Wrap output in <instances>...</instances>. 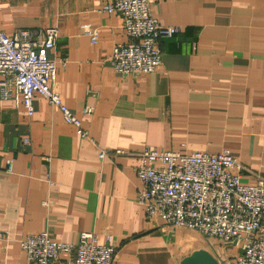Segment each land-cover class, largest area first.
<instances>
[{
  "label": "crops",
  "instance_id": "1",
  "mask_svg": "<svg viewBox=\"0 0 264 264\" xmlns=\"http://www.w3.org/2000/svg\"><path fill=\"white\" fill-rule=\"evenodd\" d=\"M111 1L0 0L7 34L26 29L40 44L57 29L47 50L52 88L88 134L39 94L30 116L20 101L0 98V264H27L20 240L44 230L70 243L82 231L100 243L109 234L112 264H177L205 249L203 236L148 218L139 204L134 154L145 146L228 150L245 168L243 183L264 178V0H150L159 24L177 30L158 42L161 64L140 76L113 71V47L130 38L118 13L101 10ZM86 24L98 30L95 43ZM217 248L232 261L240 252Z\"/></svg>",
  "mask_w": 264,
  "mask_h": 264
},
{
  "label": "built area",
  "instance_id": "2",
  "mask_svg": "<svg viewBox=\"0 0 264 264\" xmlns=\"http://www.w3.org/2000/svg\"><path fill=\"white\" fill-rule=\"evenodd\" d=\"M101 10L118 13L130 38L113 47V71L121 76L154 72L161 64L159 40L172 36L177 28L159 24L152 15L150 0H112ZM84 27L90 42L95 43L98 30L88 24ZM57 35L55 27L47 28L38 44L29 39V30L20 29L9 35L0 22V98L20 101L30 116L34 112L33 98L39 94L59 109L64 121L74 125L79 136L87 137L80 119L52 88L57 69L47 50L54 46ZM61 63L64 65L65 61ZM89 111L87 107L82 110ZM107 153L98 149L100 159ZM113 154L130 153L115 149ZM134 155V170L141 184L138 202L148 218L210 239L238 240L240 252L233 261L222 257L224 264H264L263 177L257 176L252 184L243 183L241 174L245 168L228 150L183 153L145 146ZM10 169L8 161L7 170ZM105 239V243H100L94 232L82 231L76 243L62 242L51 239L44 230L25 235L20 247L27 264H112L116 248L110 243L109 234H105ZM62 254L69 258L61 259Z\"/></svg>",
  "mask_w": 264,
  "mask_h": 264
},
{
  "label": "water",
  "instance_id": "3",
  "mask_svg": "<svg viewBox=\"0 0 264 264\" xmlns=\"http://www.w3.org/2000/svg\"><path fill=\"white\" fill-rule=\"evenodd\" d=\"M222 245L226 244H238V240L233 241H220ZM177 264H219L215 257L204 249H198L185 256Z\"/></svg>",
  "mask_w": 264,
  "mask_h": 264
},
{
  "label": "rangeland",
  "instance_id": "4",
  "mask_svg": "<svg viewBox=\"0 0 264 264\" xmlns=\"http://www.w3.org/2000/svg\"><path fill=\"white\" fill-rule=\"evenodd\" d=\"M201 238H203V239H201V240H202V243H201L202 246H203V247H206V248L209 249V250H213V254H212V252H211V254H212L213 256L215 255L214 257H215V259L218 261V263H219V264H224V262L221 260L222 257H225L224 254H222V253L220 252V255H218L219 252H217V251H218V250H217V249H218L217 247L220 246V245L222 246V244H221L220 242H216V243H213V244H212V243H211V242H212V239L207 238V237H204V236L201 237ZM215 247H216L217 249H215ZM206 248H205V249H206ZM205 249H204V250H205ZM206 251H208V250H206ZM223 259H225V258H223Z\"/></svg>",
  "mask_w": 264,
  "mask_h": 264
}]
</instances>
